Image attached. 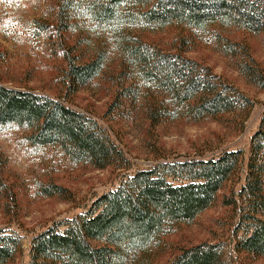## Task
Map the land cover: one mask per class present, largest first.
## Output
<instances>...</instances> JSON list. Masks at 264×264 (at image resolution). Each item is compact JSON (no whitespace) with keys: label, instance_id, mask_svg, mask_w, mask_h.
I'll list each match as a JSON object with an SVG mask.
<instances>
[{"label":"trees","instance_id":"obj_1","mask_svg":"<svg viewBox=\"0 0 264 264\" xmlns=\"http://www.w3.org/2000/svg\"><path fill=\"white\" fill-rule=\"evenodd\" d=\"M87 11L98 25L109 26L123 57L118 103L142 108L153 123L178 119L202 121L235 112H247L252 102L218 81L212 72L182 54L156 49L119 30L124 25L164 29L176 25L206 32L221 53L249 55L229 43L215 28H236L264 34V0H87ZM77 0H66L68 21ZM66 14V13H65ZM248 59L242 73L255 84L264 77L253 73ZM103 52L84 64L70 61L68 77L77 88L91 83L106 65ZM16 125L30 131L34 146L55 147L75 164L96 169L130 168L123 149L95 118L64 101L31 91L0 85V126ZM243 162V152H224L204 160L163 162L137 171L114 190L94 201L79 217L42 232L31 243V264H151L160 239L179 223H191L216 201L226 181ZM46 196H64L58 186L42 189ZM242 197L255 215L264 214V114L251 141L246 185ZM248 228L237 249L264 257V220L248 216ZM91 241L103 243L94 247ZM22 250V238L0 230V264ZM169 264H226L219 245L202 244L184 250Z\"/></svg>","mask_w":264,"mask_h":264},{"label":"rangeland","instance_id":"obj_2","mask_svg":"<svg viewBox=\"0 0 264 264\" xmlns=\"http://www.w3.org/2000/svg\"><path fill=\"white\" fill-rule=\"evenodd\" d=\"M66 0H0V85L31 91L64 101L98 120L123 149L130 168L96 169L75 164L62 150L34 146L30 131L16 125L0 126V230L22 238V250L6 264H31V243L42 232L86 213L95 200L116 189L137 171L163 162L191 158L209 160L224 152H243V162L222 186L216 201L191 223H179L160 239L151 264H169L184 250L202 244L219 245L226 264H264L237 249L254 215L246 198L251 141L264 114V85L246 77L240 67L248 58L220 52L209 33L182 26L143 29L124 25L119 30L165 53L182 54L208 68L218 81L248 98L253 106L202 121L178 119L153 124L139 106L118 103L123 57L109 26L98 25L86 11L87 0H77L71 15ZM66 13V14H65ZM229 43L249 55L253 73L264 77V34L236 28H215ZM103 52V72L77 88L68 77L69 64H84ZM58 186L64 196H46L42 189ZM94 247L103 243L91 241Z\"/></svg>","mask_w":264,"mask_h":264}]
</instances>
